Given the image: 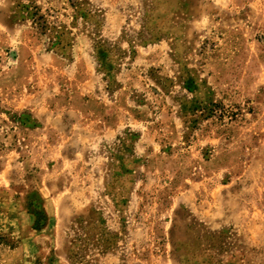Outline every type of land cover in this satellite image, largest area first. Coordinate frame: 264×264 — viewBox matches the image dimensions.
Wrapping results in <instances>:
<instances>
[{
  "label": "rangeland",
  "instance_id": "1",
  "mask_svg": "<svg viewBox=\"0 0 264 264\" xmlns=\"http://www.w3.org/2000/svg\"><path fill=\"white\" fill-rule=\"evenodd\" d=\"M88 263L264 264V0H0V264Z\"/></svg>",
  "mask_w": 264,
  "mask_h": 264
},
{
  "label": "trees",
  "instance_id": "2",
  "mask_svg": "<svg viewBox=\"0 0 264 264\" xmlns=\"http://www.w3.org/2000/svg\"><path fill=\"white\" fill-rule=\"evenodd\" d=\"M77 224H78V226H79V228H78V226L76 227V228H74V230H75V233H76V236H77V240L79 241L80 240V242H81V245H80V247H79V252L78 253H76V255H75V258L77 259L76 261L77 262H82L83 263V261L82 260H84V257H85V245H86V243H87V237H86V232L84 231L85 230V228H86V221H85V217L84 216H81V217H79L78 219H77ZM106 246H108V245H106ZM89 264V263H88Z\"/></svg>",
  "mask_w": 264,
  "mask_h": 264
}]
</instances>
